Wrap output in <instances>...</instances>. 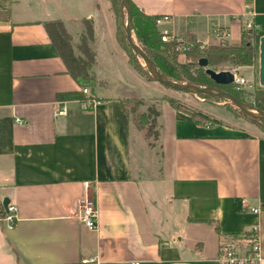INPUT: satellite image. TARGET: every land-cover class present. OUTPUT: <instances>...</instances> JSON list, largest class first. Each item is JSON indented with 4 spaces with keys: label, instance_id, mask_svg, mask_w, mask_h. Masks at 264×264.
<instances>
[{
    "label": "crops",
    "instance_id": "crops-1",
    "mask_svg": "<svg viewBox=\"0 0 264 264\" xmlns=\"http://www.w3.org/2000/svg\"><path fill=\"white\" fill-rule=\"evenodd\" d=\"M130 2L145 14H169L160 30L203 44L219 42L214 26L240 43L248 8L257 40L264 35V0ZM49 20L63 22L77 54L85 22L92 24L89 110L77 97H59L83 87L48 35ZM117 29L111 0H50L40 13L23 0H0V264H78L83 256L220 264V243L254 226L264 255V131L198 123L167 101L159 112L160 166L144 185L145 170L132 166L134 121L123 99L144 98L134 83H152L130 63ZM63 103L67 113L56 114ZM140 135L151 144L144 128ZM85 194L97 205L94 230L78 217ZM5 197L17 209L13 226L4 219Z\"/></svg>",
    "mask_w": 264,
    "mask_h": 264
},
{
    "label": "trees",
    "instance_id": "trees-1",
    "mask_svg": "<svg viewBox=\"0 0 264 264\" xmlns=\"http://www.w3.org/2000/svg\"><path fill=\"white\" fill-rule=\"evenodd\" d=\"M112 8L117 17L118 29L117 36L120 44L127 51L130 59V63L133 67L143 76L144 72L142 67L134 61V55L132 54V47L130 46L127 36V46L123 42L122 38V26L120 24V0H111ZM131 9L133 15V29L139 40L140 46L145 50V52L154 60L157 68L170 78L181 81L194 83L197 85H211L218 86L229 92H232L238 96L241 100L245 101L243 97L244 90L237 83H232L228 85H217L210 76L206 73L205 67L199 66L198 60L201 57H206L208 60V66L217 70L221 64L231 63L235 65H252L257 60V49L255 44L247 38L248 34L256 33L258 28L255 25L252 28L243 29L241 42L238 44H232L229 41L219 42L216 44H203L193 38H188V40L196 41L195 46L189 49L185 54L187 57H191L188 62H180L177 60L179 55V50L176 48V42L174 41H163L161 38V30L156 24V18L160 15H150L145 14L132 2ZM44 26L50 36L52 42L54 43L60 57L64 61L68 72L76 78L83 88H87L89 85H93L94 76L92 74L91 68L95 63V53L89 45V42L93 39V27L89 21L85 22V30L80 37V43L78 44L79 54L74 50L71 36L66 30L63 22L61 20H49L44 22ZM125 29V27H124ZM126 34V31H125ZM148 80L151 78L148 76ZM152 79L154 77L152 76ZM155 80V79H154ZM165 85V84H163ZM167 86V85H165ZM199 95L203 97H214L219 98L207 93H200ZM253 97V104L264 110V87L257 88L251 94ZM92 97V94H90ZM60 98L67 97H77L79 99H85V93L83 89L81 92L70 91L59 95ZM222 99V98H220ZM171 105L179 108L174 104L173 100H168ZM245 115L239 108L236 110ZM192 117L198 122L203 123L197 118V116L191 112ZM160 113L158 111L157 118ZM249 116V115H247ZM251 117V116H249ZM257 123H264L263 120L251 117ZM219 120L213 118V122H218ZM264 131V128L261 126ZM148 135H151L150 130ZM159 129L156 131V139L159 138ZM153 145V143H151ZM5 216V214H4Z\"/></svg>",
    "mask_w": 264,
    "mask_h": 264
},
{
    "label": "rangeland",
    "instance_id": "rangeland-1",
    "mask_svg": "<svg viewBox=\"0 0 264 264\" xmlns=\"http://www.w3.org/2000/svg\"><path fill=\"white\" fill-rule=\"evenodd\" d=\"M49 1L50 0H23V4L36 9L37 12L40 13L43 9H45L46 4H48ZM119 20L122 26L121 35L123 42L127 46L124 29L126 23V11L122 7L121 0ZM133 35L136 41L139 43L134 29ZM247 36V38H249L256 45L258 54L259 41L257 40V34L251 33ZM132 54L134 55V61L136 64L142 67V71L144 72L142 77L145 80H148L147 77L149 76L151 78L149 82L152 83H134V93L136 95L143 96L144 98L128 97L123 99L124 106L130 114L132 121L143 127L147 134L150 130L151 135H149V140L151 143L155 144L154 147L149 143V141L141 137L140 134H143V128L140 127L136 129L137 127L134 126V123H132L133 125L131 126L130 130V156L133 168H143L146 172V174H144V178H146L147 181L144 183V185H147L148 181L154 177L155 170H157L160 166L161 159L159 153L161 151V147L159 138L156 139V131L159 129L158 124L160 125L162 118L161 115L157 118V114L158 111H162L164 105L169 99L173 100L174 104L177 105L179 109L188 113L193 112L203 123H211L213 122L214 118L220 122L229 123L238 127L245 126L250 128L257 126L261 128L262 126L264 128V123H257V121L255 122L251 117L236 111L238 108L225 99L203 97L199 94L173 89L152 79V75L148 71L144 61L138 57L134 51H132ZM179 54H181V52H179ZM187 58L188 60L186 59L183 62H188L191 60V57ZM217 70L236 71L238 75L245 76L247 83L240 86L244 90L242 95L245 98V102L253 104V97L251 94L255 89L262 87L259 83V54L257 56L256 62L252 65H235L231 63H224L221 64ZM154 190L155 189L151 190V196H154L153 198L155 199L158 193L154 194ZM167 240L172 241L171 239Z\"/></svg>",
    "mask_w": 264,
    "mask_h": 264
},
{
    "label": "built area",
    "instance_id": "built-area-1",
    "mask_svg": "<svg viewBox=\"0 0 264 264\" xmlns=\"http://www.w3.org/2000/svg\"><path fill=\"white\" fill-rule=\"evenodd\" d=\"M255 12L252 9L247 10L245 14L246 21L244 28L249 29L256 24L254 20ZM171 16L169 14H163L156 18V24L159 26L164 22L170 21ZM213 35L219 42H226L230 36V31L221 26H214L212 28ZM161 38L163 41L176 42V48L183 54L189 49L195 46L196 41L181 38L169 30H161ZM234 72L235 83L245 85L247 80L244 76L238 75ZM83 92L88 96L85 99L80 100L81 107L84 110H89L93 107L95 100L90 96L88 88H83ZM67 105L63 103L56 110V114H66ZM246 202L244 201V206ZM254 211H258L257 208H252ZM15 204L8 203V212L5 214L4 219L9 226H13L18 219L16 214ZM78 217L83 224L89 229H97L98 227V209L95 200L88 194H85L78 200ZM218 260L220 264H262L264 261V255L261 250V242L258 236V227H252L248 232L239 234L237 236H231L228 239L222 241L219 245ZM78 264H120L118 262H107L99 257L83 256L80 258ZM131 264H139V261H132Z\"/></svg>",
    "mask_w": 264,
    "mask_h": 264
},
{
    "label": "water",
    "instance_id": "water-1",
    "mask_svg": "<svg viewBox=\"0 0 264 264\" xmlns=\"http://www.w3.org/2000/svg\"><path fill=\"white\" fill-rule=\"evenodd\" d=\"M122 7L126 11V23H125V31L127 40L132 47L135 54L140 57L150 74L154 77V79L162 84L167 85L170 88L181 90L188 93L200 94L207 93L222 99H225L232 103L235 107L242 110L247 115L258 118L264 121V110L257 108L253 104H249L244 100H241L238 96L229 92L225 89H222L218 86L211 85H197L194 83L181 82L174 80L162 73L158 68L154 60L145 52V50L140 46V44L136 41L133 35V15L131 9L130 0H121ZM199 66L205 67L206 73L210 76V78L217 85H228L232 84L235 81L234 72L231 70H215L208 66V60L206 57H201L198 60ZM259 83L262 87H264V35L260 37L259 41ZM10 199L5 197L3 199V207L8 212V203Z\"/></svg>",
    "mask_w": 264,
    "mask_h": 264
}]
</instances>
